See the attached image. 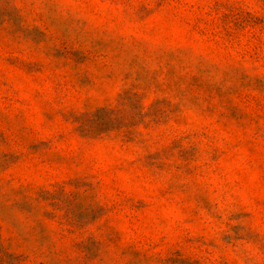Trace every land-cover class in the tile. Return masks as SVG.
I'll return each mask as SVG.
<instances>
[{"label": "rangeland", "instance_id": "374dc122", "mask_svg": "<svg viewBox=\"0 0 264 264\" xmlns=\"http://www.w3.org/2000/svg\"><path fill=\"white\" fill-rule=\"evenodd\" d=\"M0 264H264V0H0Z\"/></svg>", "mask_w": 264, "mask_h": 264}]
</instances>
